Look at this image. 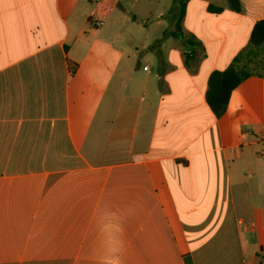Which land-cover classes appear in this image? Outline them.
Instances as JSON below:
<instances>
[{
    "label": "crops",
    "instance_id": "0c3cea01",
    "mask_svg": "<svg viewBox=\"0 0 264 264\" xmlns=\"http://www.w3.org/2000/svg\"><path fill=\"white\" fill-rule=\"evenodd\" d=\"M241 2L189 0L176 39L141 0H0V264H262L264 70L206 99Z\"/></svg>",
    "mask_w": 264,
    "mask_h": 264
},
{
    "label": "trees",
    "instance_id": "16d2710c",
    "mask_svg": "<svg viewBox=\"0 0 264 264\" xmlns=\"http://www.w3.org/2000/svg\"><path fill=\"white\" fill-rule=\"evenodd\" d=\"M188 1L174 0L175 30L171 32V36L176 39H187V35L183 30V20ZM227 2L231 10L242 12L241 0H227ZM209 11L220 13L223 8L210 5ZM262 54H264V19L255 23L249 45L234 58L231 65L225 70H215L209 77L206 99L216 116L220 117L225 113L231 93L239 84L252 75L249 70L250 65ZM75 67L74 65L73 72H75ZM262 264H264V259Z\"/></svg>",
    "mask_w": 264,
    "mask_h": 264
},
{
    "label": "rangeland",
    "instance_id": "374dc122",
    "mask_svg": "<svg viewBox=\"0 0 264 264\" xmlns=\"http://www.w3.org/2000/svg\"><path fill=\"white\" fill-rule=\"evenodd\" d=\"M142 3L148 6L152 10V14L148 17L150 22H156L157 14L161 11L164 13V18H163L164 20L171 22L170 19H173L172 12L174 9V0H154L151 2V4L148 0H141L140 4ZM130 17H132V15H130ZM191 51H193V49ZM261 57L258 61H256L255 64L251 66L250 70H254V71L264 70V54H262Z\"/></svg>",
    "mask_w": 264,
    "mask_h": 264
},
{
    "label": "built area",
    "instance_id": "2783aa9c",
    "mask_svg": "<svg viewBox=\"0 0 264 264\" xmlns=\"http://www.w3.org/2000/svg\"><path fill=\"white\" fill-rule=\"evenodd\" d=\"M101 24V21L97 22V25L99 26ZM145 69H148V67H145Z\"/></svg>",
    "mask_w": 264,
    "mask_h": 264
},
{
    "label": "water",
    "instance_id": "95a60500",
    "mask_svg": "<svg viewBox=\"0 0 264 264\" xmlns=\"http://www.w3.org/2000/svg\"><path fill=\"white\" fill-rule=\"evenodd\" d=\"M189 55L192 56L193 55V51L192 52H189Z\"/></svg>",
    "mask_w": 264,
    "mask_h": 264
}]
</instances>
